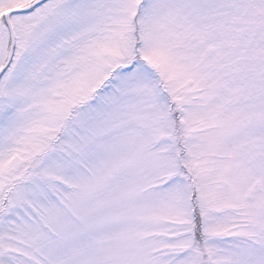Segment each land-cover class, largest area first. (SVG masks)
<instances>
[{"label":"snow or ice","instance_id":"6c2138e0","mask_svg":"<svg viewBox=\"0 0 264 264\" xmlns=\"http://www.w3.org/2000/svg\"><path fill=\"white\" fill-rule=\"evenodd\" d=\"M0 264H264V0H0Z\"/></svg>","mask_w":264,"mask_h":264}]
</instances>
